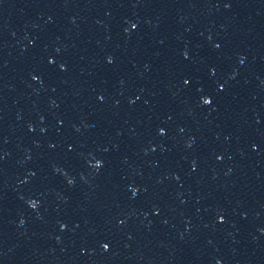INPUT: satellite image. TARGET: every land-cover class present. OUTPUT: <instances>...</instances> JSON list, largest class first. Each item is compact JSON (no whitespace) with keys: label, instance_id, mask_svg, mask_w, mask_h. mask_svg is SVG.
<instances>
[{"label":"water","instance_id":"95a60500","mask_svg":"<svg viewBox=\"0 0 264 264\" xmlns=\"http://www.w3.org/2000/svg\"><path fill=\"white\" fill-rule=\"evenodd\" d=\"M0 264H264V0H0Z\"/></svg>","mask_w":264,"mask_h":264}]
</instances>
